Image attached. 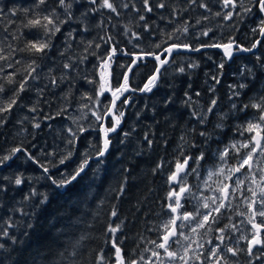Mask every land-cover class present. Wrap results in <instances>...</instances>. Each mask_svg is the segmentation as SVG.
I'll use <instances>...</instances> for the list:
<instances>
[{"label": "trees", "instance_id": "obj_1", "mask_svg": "<svg viewBox=\"0 0 264 264\" xmlns=\"http://www.w3.org/2000/svg\"><path fill=\"white\" fill-rule=\"evenodd\" d=\"M101 2L97 0L96 5H92L89 0H75L72 19L52 37L51 50L43 60L27 51H17L13 58L21 62L15 67L16 81L26 78L24 69L33 59H37L40 67L33 74L37 79L28 80L17 105L10 112L0 113V121H3L0 123V156L9 154L15 147H23L49 169L48 176L56 181L70 179L85 153L96 157L103 143V128L93 112L104 115L105 106L111 109L113 99L107 91L97 97L99 83H88L85 77L99 80L98 65L112 46L117 51L109 67L110 75L109 68L104 71L110 81L105 87L111 84L114 90L132 66L135 57L130 53L160 54L172 43H187L192 49H201V45L226 43L230 38L248 48L260 39V29L264 27L261 11L254 6L256 0H236L234 8H225L223 0H196L195 4L192 0H150L151 12L145 11L142 0H111L117 12L100 9ZM158 3H164L165 7H156ZM201 3L208 7H200ZM125 4L128 7H124ZM36 5L37 0H0V9H3L0 46L6 50L8 45L22 49L26 41L36 39L33 33L37 30L24 28L22 24L31 18L24 15L23 9H35ZM93 7L98 10L91 12ZM53 8L62 20L66 19L56 0H47L37 11L46 14ZM245 8L252 10L245 12ZM229 12L231 18L226 19ZM184 27L188 28L187 33H183ZM202 32L209 34L203 36ZM169 34H174L173 39H168ZM109 36L111 41L105 43ZM260 41L256 52L236 54L231 61L217 49L175 52L168 64L160 68L159 79L151 92L138 93L159 63L156 60L138 62L128 80L129 89L138 92L126 93L116 105V114L123 111L124 116L109 139V154L100 159L99 164L97 160L90 161L85 172L64 188L54 185L24 152L17 153L0 168V184L7 188L0 192V228L6 227L8 221L17 225L7 228L10 235L16 237L15 244L0 235V243L5 244V248L0 249V264H98L101 251L106 258L114 259L113 238L126 259L139 260L143 255L140 264H149V261L154 264V258L161 264L162 257H153L146 249L155 250L150 241L160 242L158 237L164 231L160 226L170 218L166 207L170 191L167 181L173 164L169 162L177 158L183 162L181 151L192 157L203 153V167L210 168L215 166L216 153L242 139L236 126L250 119L254 110L248 109L246 116L232 105L239 108L249 103L250 98L264 95V37ZM64 64H72V68L65 69ZM221 64L223 68L219 67ZM0 67L4 68L0 84L4 85L6 98L16 85L9 84L3 77L14 69L8 68L4 61H0ZM180 68H184V72H180ZM51 77L56 78L55 86ZM241 84L246 87L241 89ZM235 92L240 95H234ZM85 94L94 99H82ZM212 100L216 104L209 113L207 109ZM35 124L40 127H34ZM218 124L222 127H217ZM103 127H112L110 118L103 122ZM69 128L77 133L75 144L68 142L72 139ZM81 128L86 131H79ZM202 132L204 136L200 135ZM70 151L71 158L59 164ZM53 152L54 156L48 155ZM162 162L163 167L157 170ZM193 164L192 161L191 167ZM21 174L24 183L16 186L12 181ZM33 188L37 195L25 201ZM43 195L48 199L41 204ZM20 208L33 215L23 216L16 211ZM235 211L236 208L229 214ZM117 225L120 231H109ZM225 225L228 224L224 220L214 224L212 243L206 242L200 250L204 260L207 249L219 243L216 228ZM224 235L226 239L228 233ZM224 245L244 249L237 257L227 254L229 264H245L243 244L240 247H236L239 244L235 242ZM261 261L264 264V258Z\"/></svg>", "mask_w": 264, "mask_h": 264}, {"label": "snow or ice", "instance_id": "obj_2", "mask_svg": "<svg viewBox=\"0 0 264 264\" xmlns=\"http://www.w3.org/2000/svg\"><path fill=\"white\" fill-rule=\"evenodd\" d=\"M47 0H37V5L35 9H23L24 15L27 17L31 15L30 19H27L26 22H22L24 28L28 29H36L37 31L33 33L36 36V39L31 41H26L25 46L22 49H12L11 45L7 46V50L5 47L0 46V61L6 62L8 68L14 69L11 73L4 76L3 79L7 80L9 84H15L16 87L11 89V95L5 98V88L3 84H0V113H7L12 110V108L17 105L20 94L26 90V85L28 84V80H35L37 76L33 75L36 73L37 68L40 67L37 64V59L43 60L52 47V37L55 36L56 33L61 31V26L72 19V6L75 0H56L57 6L63 10V14L66 19L60 18V13H58L54 8L48 10L46 14L41 11H37L41 5H45ZM145 11L151 12L152 7L150 6V0H142ZM89 3L92 5H96L97 0H89ZM192 3L195 4L196 0H192ZM236 4V0H223V5L225 8L232 7L234 8ZM124 7H128V5H123ZM255 7H258L261 12H264V0H256ZM158 8H164V3H158L156 5ZM200 7L207 8L208 5L205 3H201ZM99 8H107L112 12H117L115 5L111 2V0H102L99 4ZM98 9L93 7L90 9L91 12H96ZM251 8H245V12H251ZM13 14H14V10ZM3 14V9H0V15ZM119 14V13H117ZM216 15H220V13H216ZM232 13L229 12L225 18H231ZM143 19V17H141ZM199 23V21H197ZM261 24L264 25V21H261ZM87 29H85L86 31ZM177 32L180 29L176 30ZM253 31H256L255 29ZM188 28H183V33H187ZM208 32H202L201 35L208 36ZM260 34L264 35V27L260 29ZM71 35V34H69ZM174 34H169L168 39H173ZM111 37L109 36L105 43L111 41ZM176 39H179L177 36ZM92 42H89V46H91ZM260 44V41H256L252 44L251 47L245 48L242 45L235 42L234 39H229L226 43H213L208 45H201V47L208 48H219L223 50L224 55L227 58H231L234 54V51H245L252 52L253 49ZM96 47H100V45H96ZM157 48L160 45H156ZM181 48L190 49L192 51H200V48L191 49V45L187 43H172L170 46L163 49L161 54H157L156 52H146L141 55H135L134 53H130L129 55H133L135 58L132 61V64L135 65L137 61L143 59L144 56H152L159 63V67L156 68L154 74L148 79V82L144 85L143 88L139 89L142 92H151L153 87L156 86V83L159 79L160 67L168 64L167 56H169L173 52L179 51ZM17 51L24 52L27 51L32 54L37 59H33L31 63L27 65L24 69L27 74L26 78H22L20 81H16L14 78L17 75L15 71L16 65L20 64L19 60H14ZM117 49L115 46L110 48L109 54L102 57L100 60V64L98 67L101 69L99 73V80H85L88 83H99V89L96 90L97 97L103 95L105 91L110 92L113 100L111 109L115 108V102L119 99L120 95H123L124 92L129 91L128 85V76L125 74L123 76V82L120 83L119 87L114 90L111 87H105V85L109 82L106 79L105 69L110 67L111 61L113 60V56L115 55ZM161 55H164L165 58L161 59ZM195 65H193L194 67ZM63 67L65 69H71L72 64H64ZM123 67V66H121ZM223 68V64L219 66ZM131 66L128 67L127 71H131ZM184 68H180V72H184ZM4 72V68L0 67V73ZM63 77L60 78L61 82H63ZM215 79V78H214ZM219 82L218 80L216 81ZM51 83L53 86L56 85V78L51 77ZM239 87L245 88L246 85L241 84ZM119 94V95H118ZM234 95L239 96V92H235ZM82 99H87L89 101L93 100L94 97L85 94ZM126 102V100H125ZM211 106L207 109L209 113L213 111L215 107L216 101L212 100L210 102ZM87 107V105H84ZM106 107V112L104 115H98L93 112V116L97 121L101 122V126L104 132L103 143L101 147L96 151V157H103L108 151L110 141L107 139L108 134L115 132L117 127L120 125L121 120L124 116V112L120 111L119 115L116 114L115 111L111 110L109 106ZM234 110L243 112L247 116L248 109H253L254 112L250 119H247L244 124L236 126L237 133L242 137L241 140L234 141L227 145L225 149L219 153V159L222 162H227L229 156L236 161V163L227 168L228 175L224 177V181L217 182V188L214 191L217 195L212 197H197L195 192L193 191V186L187 184V178L189 175L196 174L197 177L199 175L198 169L195 167H189V161H193L195 164H199L201 160L204 159V154L201 153L197 157H192L190 155H185L183 151L180 152V156L183 158V162L179 158H177L174 162H169L173 164V168L168 177V184L170 185V191L168 193V203L166 205L168 214L170 216L169 220L164 222L160 227L164 229L161 235H159V243L157 241H150V243L154 246V249H146V251L151 252V256L159 257L160 249L164 250V253L167 257L176 259L177 257L183 261V264H189L188 253L191 250L190 246L185 247L183 249L184 255L180 256L178 252L171 251L170 248L172 244H179L180 241L176 239L178 236L183 235L179 229H182L185 225L182 223L179 225V229L176 225L177 220L188 221L189 224H195V227H192L191 231L196 233L197 228H205L207 226V231H212L211 225L218 224L220 218L224 215L221 211L222 209H227L231 206V200L236 199V194H240V198L243 200V203L247 206L246 212L239 213V215L244 216L247 215V223L252 226L253 236L251 239H248L247 236L241 235L239 240H247L248 245L246 251L249 255L252 254L253 248L260 246L262 253H264V238H261V233L264 232V95H257L250 98L249 103L241 104L239 108H237L236 104L232 105ZM33 112L36 111L35 108L32 109ZM111 119L112 127L104 128L103 122L106 119ZM46 119H51V117H47ZM200 122L202 123L204 117H200ZM3 123V121H0ZM34 127L39 128V124H35ZM217 127H222V125H217ZM72 135V139L68 142L70 144H75L78 139L77 133L72 132V129L69 128L67 130ZM79 131L83 132L86 129H79ZM127 135V134H125ZM201 136H204L205 133H200ZM147 139V137H146ZM183 140V137L181 138ZM149 147H151L152 141H148ZM182 147V146H181ZM20 152H24L27 155L28 159H31L34 163L38 164L42 169L44 175L52 180V183L56 185L58 188H64L67 184L75 181L77 177H80L82 173L90 166V161L94 159L92 155L85 153L83 160L80 162L78 168L71 175L70 179H63L60 181H56L48 176L49 169L42 164H39V161L36 160L35 157L28 153L26 149L23 147H15L10 150V153L7 155L0 156V166H4L8 164V161L12 160L13 157ZM50 156H54L55 153H48ZM72 156V152H68L67 155L63 156L59 160V164H65V162L70 159ZM98 164L101 162L99 159L96 161ZM163 167V162L157 165V170ZM225 168L221 167L218 169L216 175H224ZM237 173H241L245 175V179L248 180L249 186L246 188H242V185L245 184V181H242L237 177L232 183H228V181L232 180V177ZM214 175V173L209 172V177ZM16 186H20L24 183V177L21 175L16 176L14 181H12ZM206 183V182H205ZM195 187H199L196 185ZM7 190L6 186L0 184V192H5ZM123 191V189H121ZM37 195L36 190L33 188L29 196L25 197V201H30L33 197ZM47 195H43V198L39 203L43 204L47 202ZM182 200L184 203H182ZM189 201L195 202V207L192 212H189L185 208V204ZM219 201V203L217 202ZM204 209L206 211H201ZM17 212H20L23 216L33 215V213H26L22 208L16 209ZM112 215L115 216L116 212L113 211ZM257 217H259V222H257ZM243 223V222H242ZM17 225L12 223L11 221L6 222V227L0 228V235L4 237H8L13 244H15L16 237L14 235H10L7 228H14ZM26 227H31V225H27ZM231 229L233 231H239L235 224H228L224 227L216 228V231L220 233L216 237L219 243L214 244L211 248L207 249V257L205 260L211 261V264H229V258H227V254H231L232 257H237L240 251H244V249H238L234 247H229L224 245L225 235L224 233ZM109 231L115 233L120 231V226L110 227ZM160 231V228L157 229ZM231 240V237H228ZM184 240H189L188 236H184ZM209 244L212 241H208ZM112 248L114 250V259L106 258L101 251L98 254V264H140L141 261L144 260L143 255L140 256L139 260H128L124 255L123 249L117 244L115 238L111 240ZM224 245L223 250L221 246ZM5 244L0 243V249H4ZM198 249H202V245L197 244ZM194 259L196 261H200V264H204V261H201L200 255H195ZM149 264L151 262L149 261Z\"/></svg>", "mask_w": 264, "mask_h": 264}, {"label": "rangeland", "instance_id": "obj_3", "mask_svg": "<svg viewBox=\"0 0 264 264\" xmlns=\"http://www.w3.org/2000/svg\"><path fill=\"white\" fill-rule=\"evenodd\" d=\"M213 160L215 161V163H214L215 166L210 167V168L203 167V164L201 162L202 160L199 162L198 165L194 163L192 166V167H195L198 169L199 175H198V177L196 174L189 175L187 178V184L193 186V191L195 192L197 197L202 198V197H212V196L217 195V193L214 191V189L217 188V182L218 181H224V177L226 175H228L227 168L236 163V161L234 159H232L231 156H229L226 163L222 162L219 159V152L214 155ZM231 161H233L234 163L231 164L230 163ZM221 167L225 168L224 175H216L215 173H217L218 169ZM209 172L214 173V175H212L211 178L209 177ZM237 177H239L240 180L245 181V184L242 185V188H246L247 186H249V182H248V180L245 179L244 174H242V175L238 174L237 176H233L232 180L234 181ZM228 183H229V181H228ZM196 185H199V187L198 188L195 187ZM236 197H237L236 199L231 200V206L229 208L221 210L225 214V211L230 212L232 210L233 206H235L237 208L236 211L229 214L228 217H225V215H223L220 218L219 223L222 222V219H225L226 224H235L237 226L239 231H233L231 229H228L226 231L228 233V236L224 240V244L227 242H235V243L239 244V246H236V247H240L243 242L248 244V241L247 240H244V241L239 240L238 238L241 235H244V236H247L248 239H250L249 228H252V226L246 222L247 221V215H244V216L239 215V213L246 212L247 206L243 203V200L240 198L239 193L236 194ZM217 202L219 203V201H217ZM183 203H184V201H183ZM185 207H186L187 211L192 212L194 207H195V202L189 201L188 203L185 204ZM201 211H206V210L201 209ZM182 223L185 226L182 229H179V231L182 232L183 235H180L176 238L180 241V243L179 244H173L172 247L170 248V250L176 251V252H178V254L180 256H183L184 255L183 249L185 247L190 246L191 250L188 253V257H185V258L186 259H188L189 257L192 258V259H189V264H200V261H196L194 259L195 255H200L201 249L197 248V244L202 245V249H203L206 245L205 243L206 242L208 243V241H211L210 236L214 232V229H213L214 224L211 225L212 231H210V232L207 231V226H206L205 228H197L196 233H193L191 231V229H192V227H195V224H189L188 221H184ZM182 223H180V224H182ZM215 225H217V224H215ZM184 236H188L189 240H187V241L184 240ZM229 236L231 237V240L228 239ZM262 254H263V257L260 258V261L264 258V253H262ZM159 257L160 258L162 257V259H163L161 264H183V261H181L178 257L176 259H172V258L167 257L165 255V253H161V256H159ZM201 261H204V264H211V262H206L203 259V257H201ZM157 263H158V261L156 260V258H154V264H157ZM262 263H263V261H261L257 264H262Z\"/></svg>", "mask_w": 264, "mask_h": 264}, {"label": "water", "instance_id": "obj_4", "mask_svg": "<svg viewBox=\"0 0 264 264\" xmlns=\"http://www.w3.org/2000/svg\"><path fill=\"white\" fill-rule=\"evenodd\" d=\"M264 37V35H261V38H260V40L262 39ZM259 40V41H260ZM259 45V44H258ZM257 45V46H258ZM192 49V48H191ZM207 49H217V50H220L221 52H223V50L222 49H219V48H208V47H203V48H201L200 49V51H192V50H190V49H183V48H181L179 51H177V52H188V53H196V52H201V51H203V50H207ZM256 50H257V48H255V49H253V51L252 52H245V51H234V54H233V56L229 59V58H227L226 56V58L229 60V61H231L232 59H233V57L236 55V54H241V53H254V52H256ZM176 52V53H177ZM173 53H175V52H173ZM173 53H171L170 55H169V57H168V61L171 59V56H172V54ZM161 54V53H160ZM224 54V53H223ZM159 55V54H158ZM164 55H161V58L163 57ZM144 60H155L154 59V57H152V56H144L143 57V59H141V60H139V61H137L136 62V64L138 63V62H140V61H144ZM135 64V65H136ZM135 65H133L132 64V66H131V69H133L134 67H135ZM161 68V67H160ZM108 71H109V75H110V68L108 69ZM130 73H131V71H129L128 73H127V76H128V80H129V78H130ZM110 82V81H109ZM109 87H111L112 88V86H111V84H109ZM137 93L138 91L137 90H134V89H129V91H127V92H124V94L122 95V96H120L119 97V99H117L116 100V102H115V108H116V105H117V103L119 102V101H121V99H122V97L126 94V93ZM109 94H111L110 92H108ZM138 93H142L141 91L140 92H138ZM112 96V95H111ZM112 99H113V97H112ZM115 108L114 109H111V110H113V111H115ZM113 133H115V132H112V133H109L108 134V137H107V139L109 140L110 139V137H111V135L113 134ZM103 138H104V133H103ZM110 141V140H109ZM110 148H111V141H110V145H109V148H108V151L106 152V154L103 156V157H95L94 159H92V160H97V159H104V158H106L107 157V155L109 154V152H110ZM11 161V160H10ZM9 162V161H8ZM191 163H192V161H189V167H191ZM6 165H4V166H0V168H3V167H5ZM78 178V177H77ZM73 182V181H72ZM68 185V184H67ZM66 185V186H67ZM179 221L180 220H177L176 221V225H177V227H178V224H179ZM257 247H260V246H257ZM256 248V247H255ZM254 249V248H253Z\"/></svg>", "mask_w": 264, "mask_h": 264}, {"label": "flooded vegetation", "instance_id": "obj_5", "mask_svg": "<svg viewBox=\"0 0 264 264\" xmlns=\"http://www.w3.org/2000/svg\"><path fill=\"white\" fill-rule=\"evenodd\" d=\"M261 14H262V17H263V19H264V12H261ZM261 38V37H260ZM260 40V39H259ZM258 40V41H259ZM261 42V41H260ZM259 46V45H258ZM258 46L256 47V48H258ZM231 164H233L234 162L233 161H231L230 162ZM240 175L241 173H237L235 176H237V175ZM242 175V174H241ZM232 181L233 180H231V181H229V183H232ZM182 203H183V200H182ZM186 208V207H185ZM236 207L235 206H233V208H232V210L233 209H235ZM237 209V208H236ZM187 210V209H186ZM225 217H228L229 216V212H227V211H225ZM222 220H224L225 221V219H222ZM182 222H184V221H182V220H180L179 221V224H178V229H179V225H180V223H182ZM257 222H259V217H257ZM250 232V233H249ZM249 237H250V239L252 238V236H253V230H252V228H249ZM261 238H264V232H262L261 233ZM244 241V240H243ZM243 244V247L245 248V250L247 249V243H245V242H243L242 243ZM159 252H161V253H164V250L163 249H160L159 250ZM261 257H263V254H262V251H261V249H260V247H256V248H254L253 249V251H252V254L251 255H249V253L246 251V258H247V260L245 261V264H257V263H259V260H260V258ZM256 260H258V261H256Z\"/></svg>", "mask_w": 264, "mask_h": 264}, {"label": "bare ground", "instance_id": "obj_6", "mask_svg": "<svg viewBox=\"0 0 264 264\" xmlns=\"http://www.w3.org/2000/svg\"><path fill=\"white\" fill-rule=\"evenodd\" d=\"M92 161V160H91Z\"/></svg>", "mask_w": 264, "mask_h": 264}]
</instances>
